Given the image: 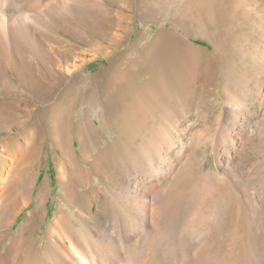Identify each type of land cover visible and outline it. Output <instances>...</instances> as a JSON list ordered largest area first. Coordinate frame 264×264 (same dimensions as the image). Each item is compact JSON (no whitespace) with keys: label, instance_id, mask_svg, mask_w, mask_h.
Returning a JSON list of instances; mask_svg holds the SVG:
<instances>
[{"label":"rangeland","instance_id":"rangeland-1","mask_svg":"<svg viewBox=\"0 0 264 264\" xmlns=\"http://www.w3.org/2000/svg\"><path fill=\"white\" fill-rule=\"evenodd\" d=\"M64 1L62 20L67 29L48 17L29 20L35 31L20 39L24 62L34 51L40 53L33 46L36 36L52 30L66 40L65 47L78 46L84 52V66L76 72L84 75L79 89L88 90L92 82L105 87L126 72L127 86L135 94L126 103L109 102L107 96L104 102L114 111L101 117L103 123L93 117L86 153L90 162L97 159L102 165L104 160L111 166L103 174L95 164L93 183L100 201L111 199L114 208L100 212L93 204L91 212L135 213L133 204L126 202L125 209L110 189V174L125 177L133 189L145 191L146 213L167 216L161 224L160 264H264V0ZM12 2L4 6L3 15H33L44 4L51 12L59 11L55 0ZM74 8L80 17L73 16ZM155 10L159 15L153 14ZM90 14L95 20L88 19ZM122 14L126 17L120 19ZM170 20L180 34L189 35L197 68L165 54L163 40ZM112 33L123 35L122 40L110 43ZM10 56L9 49L0 50L1 61ZM44 106L39 103L36 112ZM87 106H80L74 121L83 117ZM92 115L87 113L88 120ZM15 133V128L0 132V144ZM73 140L67 146L81 157L79 142ZM36 171L32 202L19 215L2 251L30 211L47 213L35 233L40 236L60 209L79 210L74 201L62 198L51 141L46 142ZM43 185L49 192L40 204L37 194ZM9 204L0 213H10ZM147 239V246L136 250L135 264L155 263L154 242Z\"/></svg>","mask_w":264,"mask_h":264},{"label":"bare ground","instance_id":"bare-ground-1","mask_svg":"<svg viewBox=\"0 0 264 264\" xmlns=\"http://www.w3.org/2000/svg\"><path fill=\"white\" fill-rule=\"evenodd\" d=\"M12 1L0 0V50L11 51L8 59L0 60V67L5 70V75L0 76V132L15 128L18 134H12L0 144V209L6 204H13L10 213H0V264H135L136 250L142 251L147 246L148 236L154 242V264H160L161 224L167 216L164 213H146L145 191L133 189L128 178H112L113 174L109 175L111 192L118 195L124 207L126 202L133 204L135 213H100L111 211L114 206L111 199L100 201L98 185L93 183L95 164L98 166L99 161L97 163L94 157L96 160L90 162L86 153V145L92 139L90 133L94 130L93 117L97 115L103 123L101 117L114 111L113 107L107 108L106 97L109 102L120 99L124 103L135 98L127 86L126 72H121L119 80H110L105 87L92 82L88 90L79 89L77 84L84 79V75L76 72L84 66L85 59L81 57L84 52L78 46L65 47L66 40L52 30L36 36L33 46L40 53L34 51L28 63L24 62L26 56L21 52L24 43L20 39L35 31L33 22L29 20L48 17L58 27L66 28L62 20L66 4L64 0H55L59 10L55 13L44 4L33 15H3L4 6L13 4ZM25 2L28 3V0ZM159 11L155 10L153 14L157 16ZM72 14L76 18L81 12L74 8ZM118 17L126 16L122 14ZM88 19L95 20L94 14H90ZM169 22L170 28L166 29L168 36L163 40L165 54L175 62L197 68L199 60L186 39L189 35L184 31L180 34L178 26L172 20ZM130 30L127 28L128 32ZM123 31L126 32V29ZM122 38L123 35L112 33L109 41L119 42ZM39 103L45 106L36 112ZM82 104L88 105L83 109V117L74 121V113ZM125 105H121V109ZM87 113L93 114L90 120ZM41 129L44 131L41 132ZM74 137L82 149L81 157H77L75 150L67 146L68 143L73 145ZM47 141H51L56 153L62 198L74 201L79 210L67 213L69 211L65 208L60 209L49 221L45 234L40 236H35V233L46 220L47 213L30 211L11 244L2 251V245L19 215L32 202L36 168L40 166ZM84 160L89 161L90 166H85ZM103 162L99 164V169L103 174L108 173L111 166ZM81 188L86 189L81 191ZM148 191L154 192L149 188ZM48 192L44 185L39 189L37 198L40 204L46 201ZM84 197L86 201L82 203L80 199ZM93 204L99 205L100 212H91ZM43 239L45 242L41 245Z\"/></svg>","mask_w":264,"mask_h":264}]
</instances>
